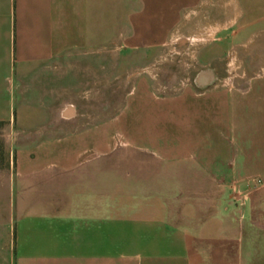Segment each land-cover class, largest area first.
Wrapping results in <instances>:
<instances>
[{
    "label": "crops",
    "instance_id": "obj_1",
    "mask_svg": "<svg viewBox=\"0 0 264 264\" xmlns=\"http://www.w3.org/2000/svg\"><path fill=\"white\" fill-rule=\"evenodd\" d=\"M198 2L0 0V126L25 135L0 162V264H264V72L165 96L136 78L129 141L156 158L129 196L107 191L90 128L51 125L89 56L157 54ZM256 4L237 22L264 23Z\"/></svg>",
    "mask_w": 264,
    "mask_h": 264
},
{
    "label": "rangeland",
    "instance_id": "obj_2",
    "mask_svg": "<svg viewBox=\"0 0 264 264\" xmlns=\"http://www.w3.org/2000/svg\"><path fill=\"white\" fill-rule=\"evenodd\" d=\"M252 3L257 6V0H199L182 14L157 54H125L113 45L99 60L98 54L89 56L90 69L75 71V77H85L81 84L74 81L65 94L74 99L64 109L68 117L54 119L51 125L74 130L88 127L91 144H104L100 151L91 148L90 158L104 165L107 191L129 196L131 165L142 167L156 158L130 145L129 95L136 78L153 95L165 96L193 85L200 71L210 72L214 84L264 72V23L237 22L239 9L242 13ZM260 6L254 7L255 15L264 9V4ZM98 61L105 64V70H93ZM15 130L0 126V162L7 147L25 136Z\"/></svg>",
    "mask_w": 264,
    "mask_h": 264
},
{
    "label": "trees",
    "instance_id": "obj_3",
    "mask_svg": "<svg viewBox=\"0 0 264 264\" xmlns=\"http://www.w3.org/2000/svg\"><path fill=\"white\" fill-rule=\"evenodd\" d=\"M1 124V123H0Z\"/></svg>",
    "mask_w": 264,
    "mask_h": 264
}]
</instances>
